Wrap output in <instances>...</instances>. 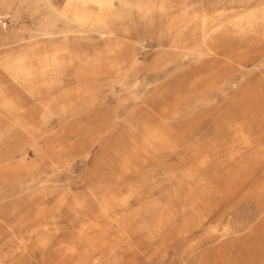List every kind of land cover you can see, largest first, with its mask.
I'll use <instances>...</instances> for the list:
<instances>
[{
    "label": "rangeland",
    "instance_id": "obj_1",
    "mask_svg": "<svg viewBox=\"0 0 264 264\" xmlns=\"http://www.w3.org/2000/svg\"><path fill=\"white\" fill-rule=\"evenodd\" d=\"M258 3L0 0V264H264Z\"/></svg>",
    "mask_w": 264,
    "mask_h": 264
},
{
    "label": "bare ground",
    "instance_id": "obj_2",
    "mask_svg": "<svg viewBox=\"0 0 264 264\" xmlns=\"http://www.w3.org/2000/svg\"><path fill=\"white\" fill-rule=\"evenodd\" d=\"M260 3L256 4L258 5L257 8L260 10L252 14V17L248 18L247 14L237 12L235 7L209 10L205 13L194 15V19L196 20L199 29L197 36L202 38L211 37L213 40H218L224 35H229L231 33H236L237 36L240 37L258 34L260 31V23H264V5L261 8V6H259Z\"/></svg>",
    "mask_w": 264,
    "mask_h": 264
}]
</instances>
